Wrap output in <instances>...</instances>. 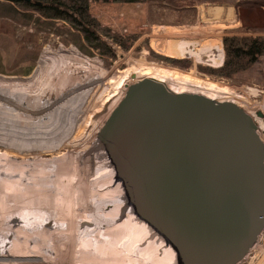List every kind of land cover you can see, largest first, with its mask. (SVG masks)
Segmentation results:
<instances>
[{"label": "bare ground", "instance_id": "bare-ground-1", "mask_svg": "<svg viewBox=\"0 0 264 264\" xmlns=\"http://www.w3.org/2000/svg\"><path fill=\"white\" fill-rule=\"evenodd\" d=\"M152 48L170 58L194 56L198 62L214 67L222 62L219 45L207 48L205 53L183 42L170 43L165 48L152 44ZM87 62L74 48L60 46L55 54L45 52L39 72L47 76L51 89L60 98L70 89L82 87L85 78L81 72ZM121 74L115 86L151 78L172 92L199 94L214 103L230 101L252 117L256 112L246 101L219 90L212 82L196 80L188 73L153 63L132 64ZM102 76L100 72L96 77ZM97 81L90 78L87 87ZM30 95L17 85L8 89L0 84V145L19 150L54 147L48 139V130L58 124L60 109L47 113L50 102ZM71 98L76 102L79 96ZM111 98L107 96L106 101ZM16 111L25 117L17 118ZM254 120L258 121L255 131L264 144V118L256 116ZM99 131L82 157L70 152L53 159L21 160L17 154L0 153V264H14L11 262L15 260L34 264L54 254L51 248L54 246L64 255L70 253V258L79 264H174L172 248L133 215L124 180L117 173L104 135ZM66 159L69 176L64 173ZM83 179H89L91 185L85 198L81 189ZM65 182L72 196L71 213L66 205L64 209L61 206Z\"/></svg>", "mask_w": 264, "mask_h": 264}, {"label": "water", "instance_id": "water-1", "mask_svg": "<svg viewBox=\"0 0 264 264\" xmlns=\"http://www.w3.org/2000/svg\"><path fill=\"white\" fill-rule=\"evenodd\" d=\"M255 128L233 102L151 78L127 85L101 127L133 215L172 248L174 264H237L255 243L264 225Z\"/></svg>", "mask_w": 264, "mask_h": 264}, {"label": "rangeland", "instance_id": "rangeland-1", "mask_svg": "<svg viewBox=\"0 0 264 264\" xmlns=\"http://www.w3.org/2000/svg\"><path fill=\"white\" fill-rule=\"evenodd\" d=\"M174 2L178 9L166 7L164 1L160 2V5L158 0L136 2L89 0V17L99 26L96 31L97 39L90 41L85 39L84 27L75 29L66 20L47 19L23 3L18 4L21 11H33L34 16H39L41 20H52L54 27H45L38 31L35 21L25 25L0 16V84L8 89L17 85L33 97L48 100L50 108L47 113H54L60 109L58 124L48 130V139L53 141L54 147L47 150H19L0 145V153L11 152L21 156V160L27 157L53 159L65 153L69 155L70 152L82 157L94 143L110 112L124 95L126 85L122 83L115 86L121 78V70L140 62L153 63L180 73H188L196 80L212 82L219 90L233 92L235 94L233 96L246 101L247 106L254 108L256 112L260 111L264 118V56L245 71L230 76L207 73L208 69H217L224 62L223 37L264 36V0ZM180 5L184 7H178ZM227 7L232 8L231 13L227 12ZM55 30H60L61 34H55ZM75 36H78L79 43L86 51L74 44L72 40H75ZM179 42L186 43L195 51L202 53H205L207 48L219 45L222 48L221 65L210 66L198 62L194 56L170 58L152 48V44L165 48L167 44L176 45ZM60 46L65 49L74 48L88 62L81 72L85 78L81 81L82 87L70 89L58 98L51 89L47 76L39 72V67L45 52L55 54ZM167 59L180 60V65L186 67L172 65ZM100 72L103 76L97 78ZM90 78L99 81L87 87ZM31 95L30 98H33ZM109 95L112 98L106 101ZM77 96L79 101H73L71 97ZM16 112L17 118L25 117L21 111ZM256 112L253 114L254 119ZM18 121L20 122L19 119ZM254 123L258 126L257 120H254ZM67 159L64 161L66 163L64 173H68L69 176ZM88 180L83 179L81 183L84 198L91 186ZM65 184L66 182L63 186L65 191L61 206L64 209L66 205V209L71 213L73 207L71 191ZM51 248L54 254H48L45 259L42 258L34 264H79L70 258V253L64 255L57 246ZM11 263L29 262L15 260ZM237 264H264V225L255 243Z\"/></svg>", "mask_w": 264, "mask_h": 264}, {"label": "trees", "instance_id": "trees-1", "mask_svg": "<svg viewBox=\"0 0 264 264\" xmlns=\"http://www.w3.org/2000/svg\"><path fill=\"white\" fill-rule=\"evenodd\" d=\"M89 0H0V16L8 18L16 23L27 25L28 22L35 21L38 26V31L43 28H53L54 22L49 19H62L70 22L75 29L84 27L85 39L90 41L97 39L96 35L97 23L89 17L88 14ZM115 2H136V1H151V0H112ZM157 1V0H153ZM166 7L176 8L175 0H158V3L163 2ZM33 2V3H32ZM38 2V4H36ZM29 5L34 11H38L40 15L47 19L41 20L39 16H34L33 11L24 12L18 8V4ZM161 5V3H160ZM184 7V6H178ZM181 9V8H179ZM55 34H61V31L55 30ZM81 50L86 51L84 46L79 43L78 36L72 40ZM224 47V62L217 69H208L209 74L217 73L223 76H230L241 71H245L261 56H264V36L262 35H245V36H225L222 39ZM169 60L172 65L186 67L180 65V60Z\"/></svg>", "mask_w": 264, "mask_h": 264}, {"label": "crops", "instance_id": "crops-1", "mask_svg": "<svg viewBox=\"0 0 264 264\" xmlns=\"http://www.w3.org/2000/svg\"><path fill=\"white\" fill-rule=\"evenodd\" d=\"M222 9H223V8H222ZM231 11H232V8L227 7V12H228V13H231Z\"/></svg>", "mask_w": 264, "mask_h": 264}, {"label": "built area", "instance_id": "built-area-1", "mask_svg": "<svg viewBox=\"0 0 264 264\" xmlns=\"http://www.w3.org/2000/svg\"><path fill=\"white\" fill-rule=\"evenodd\" d=\"M231 96L235 95L233 92H229Z\"/></svg>", "mask_w": 264, "mask_h": 264}]
</instances>
